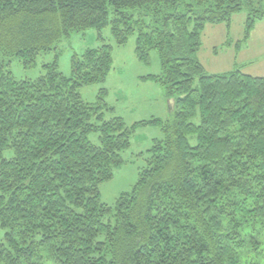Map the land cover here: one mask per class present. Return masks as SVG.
<instances>
[{
	"label": "trees",
	"instance_id": "16d2710c",
	"mask_svg": "<svg viewBox=\"0 0 264 264\" xmlns=\"http://www.w3.org/2000/svg\"><path fill=\"white\" fill-rule=\"evenodd\" d=\"M243 10L248 39L264 0H0V264H264V76L209 73L198 55L205 25ZM106 25L119 45L136 33L140 59L158 52L170 118L128 125L106 118V88L82 97L112 67L108 42L73 54L70 75L8 68L74 30L105 41ZM144 124L164 138L112 206L99 185Z\"/></svg>",
	"mask_w": 264,
	"mask_h": 264
},
{
	"label": "rangeland",
	"instance_id": "374dc122",
	"mask_svg": "<svg viewBox=\"0 0 264 264\" xmlns=\"http://www.w3.org/2000/svg\"><path fill=\"white\" fill-rule=\"evenodd\" d=\"M246 19L247 12L243 10L232 15L230 25H205L198 55L207 72L240 69L246 74L264 76V16L256 19L248 39L245 38ZM102 36L105 41L95 28L74 30L57 42L54 49L37 55L34 67L25 66L20 58H14L8 68L17 78H36L42 73L44 64L58 61L60 70L70 75L73 54L108 42L112 46V67L105 81L81 86L82 97L94 102L101 88H106L105 99L114 107L107 111L106 118L120 115L128 125L151 118H170L173 112L170 103L174 99L168 98L164 87L151 77L161 72L158 52L152 50L148 61L140 59L135 50L136 33L124 45H119L110 25L103 28ZM159 138H164V133L156 125L144 124L136 128L131 145L122 153L123 162L114 169L110 179L99 185L102 201L113 206L121 193L132 190L140 169L146 164L148 149ZM90 139L99 143V133H91Z\"/></svg>",
	"mask_w": 264,
	"mask_h": 264
},
{
	"label": "crops",
	"instance_id": "0c3cea01",
	"mask_svg": "<svg viewBox=\"0 0 264 264\" xmlns=\"http://www.w3.org/2000/svg\"><path fill=\"white\" fill-rule=\"evenodd\" d=\"M173 106H174V102L172 104L170 103V108L173 107ZM172 110H173V108H172Z\"/></svg>",
	"mask_w": 264,
	"mask_h": 264
},
{
	"label": "water",
	"instance_id": "95a60500",
	"mask_svg": "<svg viewBox=\"0 0 264 264\" xmlns=\"http://www.w3.org/2000/svg\"><path fill=\"white\" fill-rule=\"evenodd\" d=\"M173 103V100L171 101V104Z\"/></svg>",
	"mask_w": 264,
	"mask_h": 264
}]
</instances>
